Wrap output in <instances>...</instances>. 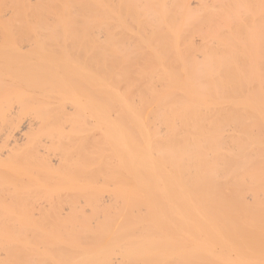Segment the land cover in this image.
<instances>
[{
    "label": "bare ground",
    "instance_id": "6f19581e",
    "mask_svg": "<svg viewBox=\"0 0 264 264\" xmlns=\"http://www.w3.org/2000/svg\"><path fill=\"white\" fill-rule=\"evenodd\" d=\"M0 196V264H264V0H0Z\"/></svg>",
    "mask_w": 264,
    "mask_h": 264
},
{
    "label": "rangeland",
    "instance_id": "374dc122",
    "mask_svg": "<svg viewBox=\"0 0 264 264\" xmlns=\"http://www.w3.org/2000/svg\"><path fill=\"white\" fill-rule=\"evenodd\" d=\"M9 195H10V194H9ZM9 195H7V196L9 197ZM11 195H12V196H10L9 198H8V197H4V198H5L4 203H5V202H8V201L6 200L7 198L9 199V203H10V205H9V203H5V205L7 204V207H8V205H9L8 208H11V202H10V201H13V199L11 200L10 198H11V197H12V198H14V197L16 198L17 195L20 197L19 199H17V201H18V200H21V201H20V204H21V202H23V203L21 204V206L24 205V206H26V208H28V207L30 206V205H29V204H30V202H29L30 197L27 196V194H26V197H25V201L22 200V199H24V197H23V195H21V194H17V195H16V194H11ZM13 195H14V197H13ZM15 195H16V196H15ZM0 197H1V196H0ZM27 197H29V198L26 199ZM15 198H14V199H15ZM17 198H18V197H17ZM27 200H28V201H27ZM26 201H27L29 204L26 203ZM24 202H25L26 205L24 204ZM0 203H2V202H0ZM4 203H2V204H4ZM12 204H13V203H12ZM5 205H4V206H5ZM15 205H17V203H16V204L14 203L13 206H15ZM28 205H29V206H28ZM32 205H33V204H32ZM18 206H19V204H18ZM18 206H15V208L17 207V208H16L17 210H15V208H14V210L17 211V212H18L19 209H20V210H19L20 212L23 211L24 207L22 206L23 209L21 210V206H19L20 208H18ZM0 207H1V206H0ZM26 208H25V209H26ZM30 208H32V207L30 206L28 210H30ZM32 209H33V208H32ZM11 210H12V212H13V207H12ZM34 211H35V210H34ZM0 213H1V210H0ZM9 214H10V213H9ZM9 214L7 215V217L10 216ZM16 214H18V213H15V216H16ZM19 214H20V213H19ZM11 216H14V214H13V215L11 214ZM18 216H19V215H17V217H18ZM8 218H10V220H11L12 217H8ZM14 218H16V217H14ZM10 220L8 219V221H10ZM13 220H14V219H13ZM13 220H12V221H13ZM15 220H16V219H15ZM15 220H14L13 222L17 223ZM12 221H11V224H12L11 227H14V228L16 229L17 227H15V226H17V224H16V225H15V223L13 224ZM7 223H9V222H7ZM13 225H14V226H13ZM13 230H14V229H13ZM13 233H14V232H13ZM14 237H15V236H14ZM15 238L17 239V237H15ZM12 239H13V238H12ZM16 239H14V240H16Z\"/></svg>",
    "mask_w": 264,
    "mask_h": 264
}]
</instances>
